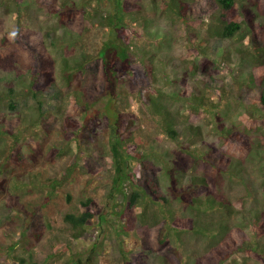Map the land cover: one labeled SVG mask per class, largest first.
I'll list each match as a JSON object with an SVG mask.
<instances>
[{
  "label": "rangeland",
  "instance_id": "obj_1",
  "mask_svg": "<svg viewBox=\"0 0 264 264\" xmlns=\"http://www.w3.org/2000/svg\"><path fill=\"white\" fill-rule=\"evenodd\" d=\"M128 2L140 12L131 10L115 31L132 68L105 73L98 52L113 37L96 20L109 0H0V38L16 45L11 33L30 30L29 40L19 35L28 43L40 32L54 61L38 103L26 55L13 56L10 42L0 50V264H71L93 247L98 255L85 263L264 264V107L257 102L264 63H255V46L240 34L212 36L206 15L196 21L188 8L181 18L163 0ZM238 3L235 18L264 45V0ZM83 57L90 59L77 69ZM152 102L165 111L155 113ZM168 122L175 138L164 132ZM237 132L245 144L228 141ZM116 138L126 158L121 191L140 194L133 206L113 188ZM143 163L164 203L144 190ZM89 197L95 216L75 238L63 217L84 210ZM208 199L233 210L218 211ZM204 212L224 223L222 235L189 230Z\"/></svg>",
  "mask_w": 264,
  "mask_h": 264
},
{
  "label": "trees",
  "instance_id": "obj_2",
  "mask_svg": "<svg viewBox=\"0 0 264 264\" xmlns=\"http://www.w3.org/2000/svg\"><path fill=\"white\" fill-rule=\"evenodd\" d=\"M163 2H166L167 6L169 4H174L177 9L176 11L181 18L186 17V11L189 8L188 13H190V16L196 21H199V18L203 15L208 16L212 20L214 19V22L208 24V28L210 31L209 33L212 36L224 39L231 38L236 34H240L243 38H247V41H249V43L255 46V63H264V45L260 44V39L258 38L257 33H255V31L253 30L250 31L247 26L248 24L245 21L243 22L242 20L235 18L238 15V0H163ZM134 8L137 13L140 12L139 8L129 3L128 0H109V11L107 10L108 12L106 14L99 15L98 19L96 20L99 25L105 28H109V33L113 37V40H107L105 44L102 45L101 51L98 52L99 56H101V59L103 60L102 63L103 67L105 66V73L106 69L108 72L114 73V71H118L123 68H132L131 66H129V56L127 54L128 46L125 42H119L118 39H116L119 37L117 36L115 29L122 28L124 26L128 13H130V11ZM244 26L247 30L244 29L243 31L242 28H244ZM22 31L21 32L23 34L20 32V34L14 36V38L16 37V45L14 40L13 42H11L6 37L0 38V50L3 49H1V47L8 46V43L10 42V46H14L12 50L13 56L17 53H24L26 55V57L28 58V74L30 75L29 87L30 90H32L33 98L37 100L38 103H40L39 99L37 98L38 95L43 93V91L47 90L54 80V61L52 57L47 53L46 47L43 45V39L46 35L40 32L37 34L34 32L33 34L36 36L32 38L28 43H26L20 39L19 35L22 34L21 36L23 38L29 40V35L31 34V31L28 29H22ZM53 45L55 46L56 43L54 42ZM109 53H111L110 57ZM239 53H241L240 50ZM1 57L2 59H6L9 56L1 55ZM251 57L254 58L253 55H251ZM89 59V57H83L81 60H79L77 62V69L82 68L84 66V63L88 62ZM114 60H117L120 64L119 69H115L116 65L113 69L112 67H109L107 65V63L113 62ZM206 63H209V59L207 58L204 59L200 67H204ZM107 66L108 68H106ZM199 72L201 73V69H199ZM257 102H259L264 107V88L262 87H260L258 90ZM152 103H154L152 104L153 111L155 113H159L161 106L157 104V102ZM163 111L165 110L163 109ZM164 127V132L170 138H175L176 132L171 128L169 122ZM196 128L199 129L198 127ZM239 134L240 133L238 132L237 134H232L231 137H228V141L231 140L239 142L241 144H245V139H247V136H242ZM119 145L120 139L118 138H116V140L110 144L111 157L115 163V176L113 178V188L114 191H117L121 194L123 200L127 199L125 201L127 206H133L135 204H138L140 194L137 191H131L129 194L121 191V187L125 183L126 179V158L120 151ZM143 166L145 172H148L143 180L144 190L148 193L150 198L158 199L164 203V196L159 191L157 183L151 176V166L147 163H143ZM201 180H203L204 182L203 177H201ZM143 196L145 197L146 195L144 194ZM197 198H193L191 201H199V199ZM207 201L209 203H212L214 207L217 206L218 211H220L221 209L225 213L230 214L233 210L232 206L227 201H216V199H208ZM195 203L201 204L202 201ZM96 205V200L92 197H89L81 201V207L84 210L78 212L72 211L64 215L63 219L68 225H70V229L72 230L73 236L75 238H78V236L84 232L88 222L95 216ZM145 212L146 207H143L140 211V215H144ZM204 214L205 216L203 217L195 215L192 220L190 219L191 227L189 228V230L198 237L222 235L224 233V228L226 227L225 225H223L224 223L219 219H206V213L204 212ZM150 218L152 219L150 225H154L157 223V214L154 213V215H151ZM141 221L145 222V219L142 218ZM167 241V239L162 240L160 238V243ZM120 251L122 252L123 249L120 248ZM123 253L126 255L125 251H123ZM182 254L185 257L189 256V254L185 251H183ZM74 255L71 257V264H78L82 261L83 264H96V262L85 263V261L91 260L95 255H98V253L94 252L93 247L88 250L87 257H75ZM127 256L128 254L126 255V257ZM20 260L23 261L22 258H20ZM161 264H165V262H162Z\"/></svg>",
  "mask_w": 264,
  "mask_h": 264
},
{
  "label": "clouds",
  "instance_id": "obj_3",
  "mask_svg": "<svg viewBox=\"0 0 264 264\" xmlns=\"http://www.w3.org/2000/svg\"><path fill=\"white\" fill-rule=\"evenodd\" d=\"M11 35H12V36H15V35H16V33H15V32H13V33H11Z\"/></svg>",
  "mask_w": 264,
  "mask_h": 264
}]
</instances>
